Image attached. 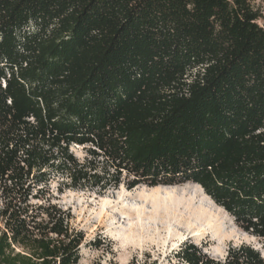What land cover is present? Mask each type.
<instances>
[{"label":"trees","instance_id":"trees-1","mask_svg":"<svg viewBox=\"0 0 264 264\" xmlns=\"http://www.w3.org/2000/svg\"><path fill=\"white\" fill-rule=\"evenodd\" d=\"M56 178L60 194L198 185L264 249V16L249 0H0V264H78ZM173 258L264 264L248 243Z\"/></svg>","mask_w":264,"mask_h":264},{"label":"rangeland","instance_id":"rangeland-1","mask_svg":"<svg viewBox=\"0 0 264 264\" xmlns=\"http://www.w3.org/2000/svg\"><path fill=\"white\" fill-rule=\"evenodd\" d=\"M249 2L254 9L264 16V0H249ZM258 23L261 24V21ZM69 151L78 160L84 158L85 154L81 147L71 146ZM58 181L59 179L56 178L50 183L53 202L62 210L70 213V224L84 235L79 248L80 260L78 264H141L144 261L147 264H181L173 258V255L180 249L183 242L192 243L202 253L219 259L215 256L217 253L226 252L229 245L237 246L246 241L261 250L264 256L261 242L238 230L233 222L232 226L225 217L219 218L220 223H222V230L217 242L210 241L208 237L203 236L196 241L187 239L177 243L178 236L184 235L186 231L181 223L164 222L159 218L150 220V213H146L143 224L138 226L134 220L132 223L131 221L119 223L116 213H99L103 209H108L110 202L112 205L117 203L118 206L127 205V203L128 205L139 203L130 197H122V184L117 188H110L102 194H97L92 190H66L60 194L56 191ZM143 187L145 186H139L130 191L142 193L146 189H151L148 187L143 189ZM158 187H161L162 191L164 188H169L166 190H174L175 192L184 190L185 193L181 195L182 199L190 198L189 193L192 190H197L190 184ZM160 196L162 197V194ZM192 197L196 200L199 199L195 195ZM99 216L102 217L100 220L97 219ZM126 237L129 240L123 243L122 241ZM98 241H100V246L96 247ZM173 244L174 246H172Z\"/></svg>","mask_w":264,"mask_h":264},{"label":"bare ground","instance_id":"bare-ground-1","mask_svg":"<svg viewBox=\"0 0 264 264\" xmlns=\"http://www.w3.org/2000/svg\"><path fill=\"white\" fill-rule=\"evenodd\" d=\"M193 186L197 190H192L189 193L190 198L186 199H182L181 196L185 193L184 190L175 192L174 190H166L169 188H164L162 191L161 187L157 186L151 189L143 187V189H146L145 192L132 193L122 186V197H130V199L137 200L139 203L133 205H128L127 203V205L121 204L122 206H118L117 203L112 205L110 202L109 208L103 209L99 213H116L119 223L124 221H131L132 223L134 220L138 226L143 224L146 213H150V220L159 218L164 222H175L184 225L185 234L178 236L177 243L187 239L196 241L203 236L208 237L210 241L217 242L222 230V223H220L219 218H227L231 225L232 219L222 208L214 205L198 185ZM160 194H162V197ZM192 195L198 196L199 199H194ZM101 218L99 216L97 219L100 220ZM128 240L126 237L122 242L124 243ZM243 243L247 242L243 241ZM215 256L222 259L225 256V252L217 253Z\"/></svg>","mask_w":264,"mask_h":264},{"label":"water","instance_id":"water-1","mask_svg":"<svg viewBox=\"0 0 264 264\" xmlns=\"http://www.w3.org/2000/svg\"><path fill=\"white\" fill-rule=\"evenodd\" d=\"M186 185V184H185ZM190 185H195V184H190ZM164 187V186H163ZM202 192H203V190H202ZM204 193V192H203ZM213 203V202H212ZM214 204V203H213ZM215 205V204H214Z\"/></svg>","mask_w":264,"mask_h":264}]
</instances>
